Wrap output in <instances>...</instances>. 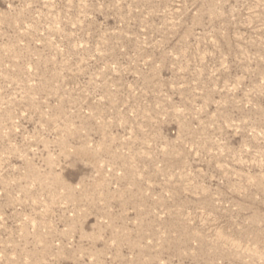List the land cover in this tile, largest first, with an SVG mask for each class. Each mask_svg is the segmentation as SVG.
Returning <instances> with one entry per match:
<instances>
[{"label":"rangeland","instance_id":"374dc122","mask_svg":"<svg viewBox=\"0 0 264 264\" xmlns=\"http://www.w3.org/2000/svg\"><path fill=\"white\" fill-rule=\"evenodd\" d=\"M0 264H264V0H0Z\"/></svg>","mask_w":264,"mask_h":264}]
</instances>
